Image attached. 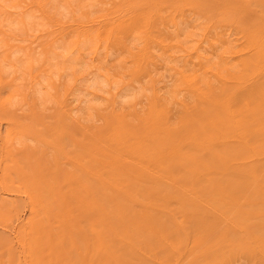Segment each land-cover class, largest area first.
<instances>
[{"label":"bare ground","instance_id":"1","mask_svg":"<svg viewBox=\"0 0 264 264\" xmlns=\"http://www.w3.org/2000/svg\"><path fill=\"white\" fill-rule=\"evenodd\" d=\"M12 1L0 0V34L4 33L5 36H13L18 29L28 26L31 22L29 19L34 17V12L27 10L29 7L24 10L31 14L25 15V11L19 16L13 12L7 14L6 10L13 5ZM40 1V15L48 20L60 21L65 20V14L79 4L78 0ZM85 1L79 0L82 6ZM206 1L208 6L214 4L215 7L226 10L228 18L237 24L238 32L234 39L236 42L225 45L223 37H214L208 27L204 40L209 43V51L199 56V64L205 75L181 72L182 81L203 102L200 112L191 115V106L184 103L189 117L180 123L170 122V108L165 104L164 96L155 95L152 119L143 124L144 128L140 133L124 130L122 119L115 114V119L105 132L96 134L90 140L95 148L90 165L87 166L77 156L74 157L78 171L99 183L94 187L73 186L68 188L70 192H65L64 188L52 187L44 192L36 183L26 186L20 179L13 177L12 172H3L0 178L3 194L16 190L15 192L26 191L28 196L27 212L22 218H17L13 237L0 240V260H4L5 264L20 263L17 253L23 255L28 264H71L69 254L74 251H77L82 264H130L131 260L126 252L149 256L157 264H179L181 257L187 251L194 253L204 239L200 232L191 228L187 217H216L223 220L230 217H264V181H260V173L264 172V162L261 161V155L264 154V0ZM143 15L139 14L136 19L142 20ZM149 22L146 34L148 41L158 42L165 49L170 48L171 41H166L158 32L160 28L156 19L152 18ZM137 27L129 30L130 40H125H128L129 48L139 42ZM185 27L178 28V32ZM88 34L80 41L75 39L72 42L60 37L45 51L44 56L40 57L42 60L39 58L42 61L39 67L41 72L38 76L33 74L31 81L33 78L34 81L25 92L24 102H42L43 89L48 91L47 86H53L56 80L66 91H69L68 85L85 89V93L81 91L72 96V102L86 101L90 106V99L93 98L88 91L97 96L110 86L115 90L119 87L120 91L119 88L116 90L119 102L133 99L141 93L142 83L125 81L113 72L120 67L123 58L124 52L121 54L119 45L108 41L109 44H101L99 47V41L92 39V33ZM3 37L0 38V49L4 43ZM122 40L123 37L121 42ZM176 40L180 46L179 39ZM220 46L223 57L229 56L234 60L231 67L214 59V52ZM8 49L5 50L7 53L0 50V110L3 112L11 111L18 100L20 89L15 72L27 66L33 55L31 52L27 53L24 47L12 52ZM79 71L81 80L77 78V81ZM84 72L91 73V76H85ZM215 81L220 84L229 82L232 87L229 90L224 85L218 89ZM30 90L34 96L30 94ZM75 107L76 111L68 116L72 122L82 126L80 118L83 108L81 105ZM36 112L31 109L33 118ZM4 120L13 125L17 123L9 116H4ZM186 126L191 132L179 136L176 131ZM11 132L7 130L1 137L4 144L13 146L15 136ZM40 137L46 136L42 134ZM229 140L238 142L239 153L231 156L215 154L213 162L205 155L192 158L183 147L185 143L197 142L200 147L213 148L216 142ZM62 155L66 156L67 153L62 152ZM152 160L153 165L145 164V161ZM181 161H185L184 170L173 171L163 166H172ZM222 162L226 167L246 163L247 170L238 173L243 175L246 172L256 181L254 186L240 193L237 188L234 191L226 182H221L222 165L219 167ZM157 166L160 168H156ZM139 167L143 168L146 177L138 173ZM129 168L132 171H128ZM122 171L129 172L132 180L147 179L150 184L131 185L119 175ZM244 187H249V184ZM162 217H174L177 226L184 230L188 242L182 251L176 249L177 240L169 236V231L162 227ZM180 217H184V221ZM0 224L5 225L1 221ZM146 233L157 238L156 246L163 248L164 257L157 255L155 245L146 243L143 239ZM252 241H258L264 248V235L255 234ZM226 242L228 244L227 240ZM173 251L170 256L169 253ZM204 263L201 261L197 264Z\"/></svg>","mask_w":264,"mask_h":264},{"label":"rangeland","instance_id":"2","mask_svg":"<svg viewBox=\"0 0 264 264\" xmlns=\"http://www.w3.org/2000/svg\"><path fill=\"white\" fill-rule=\"evenodd\" d=\"M87 1L82 6V3L80 4L78 0L77 3L79 4H76L75 9L72 8L71 11L65 14L66 18L63 21L48 20L42 17L40 15L42 13L40 0H13V5L11 4V7L6 10L7 14L13 12L14 15L19 16L21 12L25 11L24 9L29 7L27 10H32L35 18L29 19L31 20L29 25L18 29L13 36L12 34L9 36L3 35L4 33L0 34V38L4 36L2 48L6 47L4 50L1 48V52L7 53L5 50L11 47L13 50L8 49L10 52L16 48L24 47L27 53H33L31 55L33 58L28 55L33 60L30 58L27 66L22 68L23 70L19 69L20 71L15 72L18 88L20 89L18 102L16 101L13 109L9 112L0 110V178L3 172L10 171L13 177L23 182V185L36 183L42 187L44 192L52 187L54 189L64 188L65 192H70L68 188L73 186L94 187L99 185L96 180L78 171L74 164V157L77 156L85 165H90L91 158L95 155V148L90 144V140L96 134L105 132L108 125L115 119V114H118L122 119L124 130L140 133L144 128L143 124L152 119V103L155 95L164 96V102L170 108V122L180 123L189 117L188 112L185 111L184 103L191 106V115L199 113L203 102L182 81L181 72L191 74L197 72L201 76L205 75L199 64V56L205 55L209 51V43L204 40V33L208 30V27H210L211 34L214 37H223L225 45H233L232 41L236 39L238 32L237 24L228 18L226 10L219 9L214 4L208 6L206 0ZM24 14L31 13L25 11ZM139 14H144L142 20L136 19ZM209 16L211 17L209 18ZM152 18L156 19L160 28L158 32L166 38V41H171L170 48L165 49L158 42L150 43L148 41L146 36L150 25L148 20L150 21ZM181 25L186 27L183 31L178 32V28H182ZM133 27L138 28L140 39L135 46L129 48L127 42L130 40V31L136 29ZM88 33H92L93 40L100 42H97L99 47H101V44L107 45L109 43L119 45V50H122L121 54L124 52L122 54L123 58L120 67L113 72L116 73L118 78L125 81L142 83L141 93L133 99L120 100L119 102V87V90L116 91L118 88L115 90L110 86L99 92L97 96L87 90L90 93L89 96L93 98L90 99V106L87 105L88 102L86 101L81 103L72 102V96L80 94L81 91L85 93V89L68 85L67 90L69 91H66L65 87L57 84L58 81L56 80L53 86H47V88L49 87V93L44 88L45 86L43 87L42 102L36 101L34 104H30L28 101L24 102L26 100L25 92L34 81V78L31 81L33 74L38 76L41 72L39 67L42 61L39 60L44 56L45 51L60 37L66 38L70 42L76 41L75 39L80 41ZM126 38L129 39L125 42ZM176 39H179L180 46H178ZM123 42L125 43L123 44ZM214 54L216 55L214 59H218L227 67L234 65V60L231 57H223L221 46ZM84 74L87 77L91 76V73L84 72ZM77 78L81 80L80 71L76 77L78 81ZM215 83L218 89L223 88L224 85L229 90L232 87L229 82L220 84L215 81ZM56 88L58 92L55 93ZM1 89L2 87H0V92ZM30 94L34 96L31 90ZM116 97L117 99H114ZM77 105H81L83 108V115L80 118L82 126L72 122L68 116L71 115L72 111H76L75 106ZM73 107L74 109H72ZM88 107L89 109H87ZM32 108L37 111L34 118L30 114ZM4 116L16 120V125L5 122ZM7 130L12 131L11 134L15 136H13L14 141L11 140L15 142L12 144L13 146L3 143L1 136ZM176 132L179 136H183L191 131L186 126ZM42 134L46 137L41 138ZM54 138H57L56 141ZM238 145L236 140H229L216 142L213 148L200 147L197 142L185 143L183 147L192 155V158L205 155L213 162L215 154L226 156L238 154ZM62 152L67 153V155L63 156ZM261 161L264 162V154L261 155ZM181 162L172 166H163L173 171L184 170L186 168L185 161ZM150 163L153 165V160L145 161V164ZM221 165V182H226L234 191L237 188L240 193H244L245 190L256 183L246 172L243 175L238 173L247 170L246 163L244 165L236 163V166L226 167L225 163L222 162L219 168H221ZM156 168H160V166ZM128 171H132V169L129 168ZM137 171L146 177L142 167L137 168ZM128 173L122 171L119 175L127 179L131 185L144 186L150 184L147 179L132 180ZM74 176H76L75 180ZM236 176L239 177L236 178ZM260 181L262 183L264 181L263 171L260 173ZM241 182L242 184H240ZM17 183L20 184L19 181ZM245 184H249V187H244ZM25 188L27 190V187ZM1 190L0 221L5 225L0 224V240L13 237L18 223L17 218H22L28 209L26 191L15 192V190L10 194H3ZM180 218L184 221V217ZM186 219H188L191 228L197 233L200 232L204 239L196 247L194 253L187 251L181 257L179 264H197L201 261L205 262L204 264H213L216 261V264H264V248L258 241H252L253 235H264V217H230L227 220L216 217H187ZM160 220H162V227L169 231V236L177 240L175 241L177 244L176 249L182 251L188 242L184 230L177 226L174 217H162ZM143 239L149 245L156 246L158 243L157 238L149 233H146ZM226 240L228 244H231L228 245ZM162 249L159 246L155 248L157 255L160 257H164ZM258 249L261 253L257 251ZM0 250H2L1 243ZM173 253L174 251L169 255L171 256ZM69 255L71 264H82L77 251ZM126 255L131 260L130 264L158 263L155 259L143 254H136V252H126ZM16 257L20 261L16 264H28L20 253H17ZM4 262V260H0V264H5Z\"/></svg>","mask_w":264,"mask_h":264}]
</instances>
